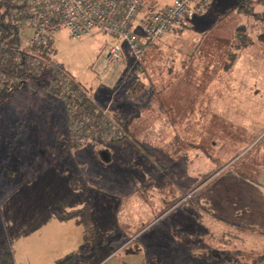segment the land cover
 <instances>
[{
    "label": "rangeland",
    "instance_id": "1",
    "mask_svg": "<svg viewBox=\"0 0 264 264\" xmlns=\"http://www.w3.org/2000/svg\"><path fill=\"white\" fill-rule=\"evenodd\" d=\"M146 2L148 1L145 0L144 3L147 4ZM211 8L214 13L207 19L205 15ZM262 8L264 0H211L203 16L196 17L204 18L198 23L197 31L187 28L183 32H169V38L158 39L151 46L143 41L146 50L141 82L137 85L128 82L125 85L131 88L135 101L140 104L139 109L141 107V111L150 112L144 123L152 122L151 118L155 120L154 117L156 121L164 117L168 122L170 116H178L180 119L181 114L170 110L172 104L176 106L174 111L190 104L195 107L196 117L193 120L198 129L194 146L197 155L195 169L197 173H202L200 178L197 176V187L202 182L206 184L213 172L227 164L225 170H234L237 167L239 169L252 155V152L248 154L249 149L237 153L236 147L223 141L217 143L219 146L205 157L199 141L204 139V133L212 128L215 120L217 127L211 131L216 130L219 135L210 138L208 134V140L218 142L220 134L223 133L219 127L221 118H217L220 115L212 109H230L224 114L223 128L226 125L230 128L236 125H232V122L237 123V118H233L236 117L237 109H261V139L264 138V44L259 40L264 34ZM238 31L248 39L250 46L238 48L243 39H237ZM32 35L33 29L30 27L19 32L18 49L26 50ZM118 42V39L107 34L77 40L61 29L50 44V52L45 60L49 65L41 73H33L23 79V83L16 84L11 100L0 103V242L7 239L10 245L11 238L17 234L13 230V221H18L21 224L19 228L23 229L25 227L22 224L27 222L25 220L40 224L49 223L53 219L76 220L78 223L84 221L82 223L85 225L94 224L92 229L101 235L112 233L117 227V212L118 220L119 217H129L131 221L125 223L127 226L120 227L123 229V236L119 239L118 246L122 253L118 252V256L109 264H252L264 255V239L241 242L238 241L236 232L208 236V208L217 216L221 215L219 211L208 207V201L202 198L204 192L208 194V189L199 187L201 194L195 193L196 190L191 193L194 199H200L195 212L199 216L196 226H189L187 223L178 225L171 218L158 224L156 215L163 210L153 203L151 209L149 201L143 200L144 207L150 206L147 209L133 205L127 216L125 211L115 212L107 196L97 195L90 198L84 196L83 192L73 194L64 191L66 177L58 174V170L69 169L79 172V176H88L94 171H108L107 167L102 169L100 162L97 165L92 160L88 145L112 141L97 139L90 133L89 139L72 143L75 146L68 143L70 121L74 120L73 113L81 102L80 95L91 99L105 113L108 121L121 125L127 134L126 140H133L130 128H126L111 115L110 107L98 103L85 81L94 78L105 86L100 76L103 67H98V64L109 47ZM178 43L184 44L185 49L177 51ZM29 54L35 55L32 52ZM127 59L129 60L128 57ZM54 70L72 78L86 90L85 93L78 92V97L69 98L74 100L71 110L64 98L51 95L46 90L50 83L47 75ZM240 75L245 76L246 81H241L243 77ZM175 82L183 87V101H177V89H172ZM172 100L174 103H171ZM162 103L168 112L157 117L154 112L157 107L160 109ZM133 112L127 125L134 124V127L140 128L141 112ZM205 112H208V120ZM241 132L237 134L240 135ZM256 133L257 131L255 135ZM236 156L238 157L231 161ZM260 164L263 165V161ZM223 181L219 180L221 186ZM98 185L103 186L101 181H98ZM153 198L158 200L157 194ZM192 209L191 207V213L194 212ZM73 214L76 215L69 218ZM50 228L46 227L47 230ZM256 232L264 234L263 231ZM121 245L123 248L127 247L126 250ZM32 251L34 254L27 260L29 263L21 264H59L51 249L34 248ZM38 258L42 261L39 262ZM108 261L110 260L104 264ZM71 262L72 260L62 264H74ZM93 264L99 262L95 261ZM260 264H264V261Z\"/></svg>",
    "mask_w": 264,
    "mask_h": 264
},
{
    "label": "crops",
    "instance_id": "2",
    "mask_svg": "<svg viewBox=\"0 0 264 264\" xmlns=\"http://www.w3.org/2000/svg\"><path fill=\"white\" fill-rule=\"evenodd\" d=\"M143 1L145 2V0ZM147 1L146 5L163 9L175 0ZM262 12L264 13V8H262ZM213 13L214 10L211 8L205 15L206 18L210 19ZM203 19V17H199L192 20L188 28L197 31L196 27ZM99 34L96 33L94 36ZM169 34L171 33L168 32L164 37L169 38L170 36L167 37ZM149 45L151 46V43ZM177 46L179 47L177 51L185 49L184 44L178 43ZM118 77V73L115 74V71H111L109 74L111 85L102 82L105 83V86L99 83L98 79L92 78L85 81L87 88L90 89L98 103L110 107L111 115L122 122L126 128L127 126L130 128L133 140H124L118 143L94 142L88 145L91 151L89 156L92 160L97 165L100 162L103 166L101 168L106 169L107 167L108 171L104 170V173L94 171L91 172L92 176L91 173L88 176L85 174L79 176V172L69 169L58 170V174L66 177L64 191L73 194L83 192L84 196L90 198L97 195L107 196L110 198L112 209L115 212L116 210L125 211L126 215L129 210L132 211L133 205L143 208L145 206L143 200L149 201L151 206L153 203L157 208L163 210L161 214L156 215L155 220L158 224L171 218L178 225L187 223L189 226H196L199 216L195 212L200 204V199H194L191 193L196 190L195 193L198 194L202 193L201 188L208 189V194L204 192L202 198L208 201V207L221 213L220 216H217L214 211L210 212L208 208V236L236 232L237 239L241 242L264 239V234L256 232H264V138L261 139V109H237L236 117H233L237 118V123L232 122V125L236 124L232 128L229 125L223 128L224 123L222 122L225 118L224 114H227L230 109H212L217 115H220L217 118H221L219 127L223 133L220 134L218 142L212 139L208 140V134L210 138L217 134L216 130L211 131L217 127V124H214L217 121L215 120L212 128L210 127L211 129L209 128L204 133V139L200 136L199 146L203 149L205 157H208L209 153H213L212 149L219 146L217 143L223 141L230 142L232 147H236L237 153H243L249 149L248 154L252 152V155L239 169L237 167L234 170H225L227 164L217 172H213L206 184L202 182L197 187V176L200 178L202 173H197L195 169L197 155L194 146H196L198 138V129L193 120L196 117L195 107L193 108L190 104L174 111L176 106L172 104L170 110L173 113L181 114V118L170 116L168 122L164 117H161L162 113L168 112L162 103L160 109L157 107L154 112L157 117H161L159 121H156V117H154L155 120L151 118L152 122L144 123L150 112L148 110L141 111V107L139 109L140 104L135 101V95L133 92L131 93V88L126 86L119 90L114 88ZM242 77L241 81H246L245 76ZM175 84L172 89H177L175 93L177 101H183L184 97L181 92L183 87L179 82H175ZM171 103H174V100ZM134 110L141 112L140 128L134 127V124L127 125L129 116L134 113ZM231 111L235 110L231 109ZM204 115L208 120V112H205ZM226 118L228 117L226 116ZM161 119L163 121H160ZM239 131H242L240 135L237 134ZM255 131H257L256 135ZM68 143L73 145L70 141ZM261 161H263V165L260 164ZM220 179L224 180L222 186L219 183ZM98 181H101L104 187H100ZM199 187L201 188L198 189ZM155 194H157L158 200L153 198ZM148 207L150 206H146L144 209ZM191 207L193 213L190 212ZM116 219L117 227L114 232L104 233V235L92 229L94 224L85 225L82 223L84 221L78 223L76 220L53 219L49 223L40 224L25 220L27 222L22 224L25 227L23 229L19 228L21 224L18 221H13V230L17 232L11 238L9 245L13 264L29 263L27 260L32 258L34 248L51 249L58 261L74 255L71 262L74 264H88L89 262L93 264L95 261L104 264L110 260L106 263L109 264L120 252L118 241L123 236L121 233L123 229L120 227L127 226L125 223L131 221L129 217H119L118 220L117 212ZM37 226L40 228H33ZM46 227H51L50 233ZM60 228H63L64 231H60ZM21 230L22 233H20ZM253 249L256 250L255 247ZM38 260L42 261L40 258Z\"/></svg>",
    "mask_w": 264,
    "mask_h": 264
},
{
    "label": "built area",
    "instance_id": "3",
    "mask_svg": "<svg viewBox=\"0 0 264 264\" xmlns=\"http://www.w3.org/2000/svg\"><path fill=\"white\" fill-rule=\"evenodd\" d=\"M9 1L16 7L13 15L20 18L19 32H23L27 27L33 29L30 47H47L61 29L77 40L94 36L96 33L118 39L119 42L109 47L98 64V67H103L100 76L106 85H111L110 72L118 73V82L114 84L116 90L124 87L128 81L133 85L141 82L146 50L143 41L150 44L163 38L168 32L185 31L190 22L204 14L211 3V0H175L171 5L159 9L146 5L143 0ZM15 41L18 43L17 36ZM27 57L26 69L30 75L41 73L42 69L49 65L46 59L40 56L29 54ZM47 78L50 81L47 92L64 98L70 110L74 100L69 98L78 97V92L85 93L82 87H77V82L59 70H54ZM23 79L7 77L0 71V91L14 89L16 84L23 83ZM102 115L98 122L91 117L82 120L72 118L74 120H71L69 129L76 143L89 139L91 134L97 139L103 138L112 142L127 138L121 125L108 121L104 112Z\"/></svg>",
    "mask_w": 264,
    "mask_h": 264
},
{
    "label": "trees",
    "instance_id": "4",
    "mask_svg": "<svg viewBox=\"0 0 264 264\" xmlns=\"http://www.w3.org/2000/svg\"><path fill=\"white\" fill-rule=\"evenodd\" d=\"M15 8L16 7L13 6L9 0H0V71L7 77H17L20 79H25L31 76L26 69V65L28 62L27 56L29 55V52H32L36 56H40L44 59H47L50 52V44L53 40L47 45V47L37 48L28 46L26 50L18 49L19 44L15 41V38L19 33L18 26L20 23V18L13 15V11L15 10ZM262 17H264V15ZM244 38L245 37L242 36V34L238 31L237 39H242L238 44V48L249 46L248 39ZM259 40L262 44H264V34L259 37ZM77 85L78 88L82 87L79 83ZM83 91L86 92L85 89ZM14 92L15 88L1 90L0 103L9 102ZM91 101V99L81 96V102L77 104L78 109L76 110V112L73 113V118L82 120L86 117H91L95 119L96 122L100 121L103 116L102 112L97 108L95 103ZM70 132L71 130L69 129L70 142L76 144ZM74 215L76 214L70 215L69 218H71L72 216L74 217ZM123 247L124 246L121 245V248ZM126 248L127 247L123 249L126 250ZM74 257V255L68 256L63 260L59 261V264L66 263L72 260ZM263 261L264 255L260 256L258 260H256L252 264H260ZM0 264H13V256L9 249V243L7 239H3L0 242Z\"/></svg>",
    "mask_w": 264,
    "mask_h": 264
},
{
    "label": "bare ground",
    "instance_id": "5",
    "mask_svg": "<svg viewBox=\"0 0 264 264\" xmlns=\"http://www.w3.org/2000/svg\"><path fill=\"white\" fill-rule=\"evenodd\" d=\"M124 129V128H123Z\"/></svg>",
    "mask_w": 264,
    "mask_h": 264
}]
</instances>
